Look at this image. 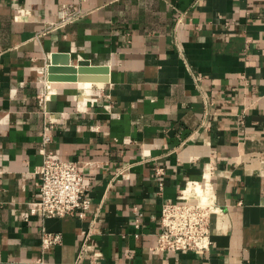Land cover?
<instances>
[{
  "label": "crops",
  "instance_id": "obj_1",
  "mask_svg": "<svg viewBox=\"0 0 264 264\" xmlns=\"http://www.w3.org/2000/svg\"><path fill=\"white\" fill-rule=\"evenodd\" d=\"M64 3L81 17L56 27ZM54 53L110 75L55 82L48 150L83 171L90 209L42 222L29 211ZM208 170L210 250L152 254L163 204ZM43 228L61 244L43 252ZM40 260L264 264V0H0V264Z\"/></svg>",
  "mask_w": 264,
  "mask_h": 264
},
{
  "label": "built area",
  "instance_id": "obj_2",
  "mask_svg": "<svg viewBox=\"0 0 264 264\" xmlns=\"http://www.w3.org/2000/svg\"><path fill=\"white\" fill-rule=\"evenodd\" d=\"M81 17V12L71 4L64 3L58 11L56 27H64ZM200 80L199 78L197 79ZM48 90L39 96V103L46 117L41 133L42 163L38 169V181L36 183L39 195L38 199L30 203L29 215L37 217L44 222L46 219L78 216L83 219L85 212L90 209V201L85 194L88 186L85 184L83 171L79 166L70 161L62 160L48 150L52 143L53 132L56 129V121L47 112ZM51 97L53 96L50 95ZM211 106L209 101H206ZM162 173V170L159 171ZM207 173L210 179L206 178ZM211 187L213 197L209 202H204L198 193H191L189 188ZM221 213L216 203L212 173L208 170L202 182L190 181L182 191V200L179 202H165L160 216V232L156 244L150 248L154 255L163 252L179 251H209L211 241V218ZM142 215L135 219L134 228L140 230ZM42 251L48 250L62 242L59 234H51L42 229ZM139 233L134 234L138 237ZM40 264H44L40 260Z\"/></svg>",
  "mask_w": 264,
  "mask_h": 264
},
{
  "label": "water",
  "instance_id": "obj_3",
  "mask_svg": "<svg viewBox=\"0 0 264 264\" xmlns=\"http://www.w3.org/2000/svg\"><path fill=\"white\" fill-rule=\"evenodd\" d=\"M48 81L50 82H70L78 83L83 80V74L102 72L106 76L110 75V69L107 66H93L88 60H81L77 65L71 63V56L63 53H54L50 57L47 67ZM108 83V77H104Z\"/></svg>",
  "mask_w": 264,
  "mask_h": 264
},
{
  "label": "bare ground",
  "instance_id": "obj_4",
  "mask_svg": "<svg viewBox=\"0 0 264 264\" xmlns=\"http://www.w3.org/2000/svg\"><path fill=\"white\" fill-rule=\"evenodd\" d=\"M47 73H48V71H47ZM47 73H46V78H44V83H45V81L47 79V85H46V83H45V85L48 88L47 96L50 99L51 98V96H50L51 93L52 92H56L57 90H56V86H55L56 83L55 82L48 81V78H47V75L48 74ZM99 74H101V76H99ZM83 77H84L83 80L80 81V82H78V83H81V85H87L88 84V85H92V86H102V84H100V83H103V84L104 83H107L105 81V78L104 77H108L107 79H109V76L108 75L106 76L102 72H98V73H86V74H83ZM84 92H86V91H84ZM206 178L210 179V175L209 176L206 175ZM188 191H191V193H198V195L201 196V198H202V200L204 202H209L211 200V198L213 197V192H212L210 186H208L207 188H203V187L189 188Z\"/></svg>",
  "mask_w": 264,
  "mask_h": 264
}]
</instances>
